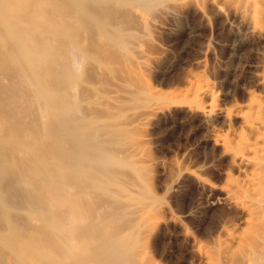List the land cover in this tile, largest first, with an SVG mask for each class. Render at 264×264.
I'll return each mask as SVG.
<instances>
[{"label": "rangeland", "instance_id": "rangeland-1", "mask_svg": "<svg viewBox=\"0 0 264 264\" xmlns=\"http://www.w3.org/2000/svg\"><path fill=\"white\" fill-rule=\"evenodd\" d=\"M27 3L20 18L32 53L17 65L36 61L45 95L18 67L9 71L0 146L35 158L40 171L46 166L62 199L46 216L50 241L39 247L14 235L15 206L0 205L3 257L21 264L13 253L24 240L25 252L44 264H242L249 245L255 264H264L263 225L233 198L246 194L252 173L236 158L242 141L255 137L248 105L264 103V31L253 23L254 0ZM17 10H4L0 31ZM12 41L4 37L0 50ZM71 45L83 57L80 75L70 67ZM81 138L108 153L105 170L88 171L84 156H74ZM232 233L242 244L229 243ZM65 238L73 243L63 246Z\"/></svg>", "mask_w": 264, "mask_h": 264}, {"label": "bare ground", "instance_id": "bare-ground-1", "mask_svg": "<svg viewBox=\"0 0 264 264\" xmlns=\"http://www.w3.org/2000/svg\"><path fill=\"white\" fill-rule=\"evenodd\" d=\"M27 5H28L27 0H0V22H6L5 21L6 20V14H5L4 10L14 11V10L18 9L16 11L17 16L14 19L15 21L8 27V29L0 31V41L6 36H12L13 37V41L11 43L5 44V47L0 50V113H2V105L4 104V101L2 100L3 87L6 84V81L4 79L7 78L9 71L14 67L19 68L20 73L23 74L25 76V78L36 87V90L39 94H42V96L45 95V92H44L45 87H46L44 85L45 82L43 80L41 81L40 76L36 70V61H32L28 65H21V66L17 65V62H19L20 57H22V56L29 57L32 53V51L29 48L26 47V49H25L26 43H25V41L23 39V35H22L23 30H22V22H21V18H20L21 13H22L21 9L27 7ZM104 10H105V8H104ZM110 12H111V10H110ZM252 12H253L252 14H254L252 17L253 21H254L253 23L256 25L257 28L264 31V0H260V1L254 0ZM108 14L106 16V18H108L107 20H109V18H111V16H110L111 13L109 15ZM92 27L93 26H91V29H92ZM90 35H92L91 38L93 39L96 34L94 35V32L91 31ZM88 42H91V41H88ZM96 43H98V42H96ZM91 45H93V44H91ZM79 50H80V48H77V46H74V45H71V48L68 50V57L70 59V67L72 68V71H74L76 73H78L79 70L82 71L80 69V66H82L81 58H83V57L80 56L81 53ZM78 74L80 75V73H78ZM72 84H73L72 87L70 86L71 90L75 88L74 83H72ZM74 90H76V89H74ZM70 93H72V92H70ZM72 95L75 96L74 93H72ZM248 109L250 110L251 115L249 118H246L245 122H246L247 126L249 127V129H251V131H253V133L255 134V137L253 140L245 139L242 141L240 148L237 152L238 155L236 154L237 155L236 158L239 160V163L248 165L249 168H251L252 173L250 176H247V181H246L247 186H246V191H245L246 194L245 193L241 194L242 196H240L238 194H237V196H235L236 194H233V196H234L233 198L235 201H237V203H239L242 206V208L245 209L246 213L249 216L250 222L252 221L254 223H261L263 225V228H264V103H261L259 101H254L248 105ZM61 125H62V123H61ZM65 125H67V124L65 123ZM65 125H64V129L67 128V130H65V131H68V126L65 128ZM71 129L73 132V128H71ZM86 129H88V128H86ZM69 130H70V127H69ZM76 130H77V128H76ZM92 130H94V129H92ZM61 132L64 133V130ZM83 132H84V130H83ZM91 132H90V134H91ZM95 132H96V130H95ZM87 133H89V132L87 131ZM89 139L87 138V140L86 139L84 140V138H83L81 141L79 140V142L77 141L75 143L76 144L75 148H78V149H76L78 151L77 152H76V150L74 151V156H75V153H76V155L81 153V155L84 156V159L86 160V162H85V165L83 167L88 168V171L91 169V171L96 170L95 172H97L98 169H96V168H102L105 170V168L108 167V164L110 161H109V157H107V156L105 157L104 154L107 155L108 153H104L103 151L97 150V147H98L97 145L99 143L96 145L95 142H93V141H91V139L90 140ZM92 140H94V139H92ZM100 141H101V139H100ZM91 142H92V144H91ZM62 147H63V145H62ZM67 148L65 147V149H67ZM91 150H93V154L90 153ZM63 151L66 152V150H64V149H63ZM63 151L61 152V154L63 153ZM67 155H68V153H67ZM64 156L65 155L63 154L62 157H64ZM65 157H67V156H65ZM5 162L7 164H5ZM82 162H83V160H82ZM43 166H42V170L40 171V168H39L35 158L31 160V159H28V157L27 158L20 157L17 155L16 150L14 148L0 146V205H2V206H6V205L15 206V210H16V213L18 215H15L12 218V224L14 225V229H13L14 235L18 236L21 241L25 237L27 240L33 239V241L35 243H37L38 247H39V243H41V242L44 243L45 241H50L47 230H46V227H47L46 225H48V223L52 220L50 218H48L49 219L48 220L47 217H49V216H47V215L50 213V211L55 209V208H53L54 207L53 205L56 204L57 203L56 201H59V199L61 198V196L56 197L58 195V193L53 194V192H54L53 188H55V186H54V184H51L53 182L51 180V179H53L52 175H50L49 172L46 171V169H45L46 166H45V168ZM40 173L42 175L41 176L42 177V184L40 187H38V185L36 184V180L40 176ZM52 186H53V188H52ZM254 195H257V197H254ZM62 196L64 197V193L62 194ZM54 200H56V201H54ZM63 200H64V198H63ZM58 206H59V204H58ZM18 210L20 211V213ZM22 210L24 211L23 212L24 214L26 213L25 215L23 213H21ZM54 213H55V211H54ZM41 216L43 218L46 216L47 217H46V219L43 220V219H41ZM40 219H41V221H40ZM82 219H84V218H82ZM49 224H51V223H49ZM71 237H72V235H71ZM262 237H263L262 242L264 244V233H263ZM72 239L73 238H71L70 240H72ZM260 239H261V237H260ZM63 240H61V241H63ZM70 240L69 241H67V239L64 240L65 242L64 241L62 242V243H64L63 246H65L66 242L67 243L71 242ZM228 240H229V243H231V244H242L241 242L243 240V237L236 234V233H232ZM33 241H30V242L33 243ZM61 241L59 240V243H61ZM45 243H47V242H45ZM71 243H73V241ZM71 243H69V244H71ZM75 243H78V241ZM24 244L25 243L23 240V246H22L23 248L22 247H15L16 250L18 251V253L17 252L13 253V255L15 254L16 257H18L20 259L21 264H44L45 263V261L43 262L41 259H35L36 256H35V258H33L32 255H29V253L25 252L26 250L24 249ZM69 244H66V245L69 246ZM81 244L82 243H79L80 246H81ZM34 245H36V244H34ZM40 245L42 246V244H40ZM57 246H59V245H57ZM70 247L73 248L72 245ZM70 247H69V249H71ZM108 247H110V246H108ZM81 248H80V250H81ZM246 248H245L246 250L243 252V254L241 256V263L242 264H255L256 261L252 255L251 247H249V245H248V247L246 246ZM42 249H43V246L41 248H37V250H39V251H41ZM73 249H76V247ZM116 249H118V248L116 247ZM48 250L49 249H47V252H48ZM87 250H88V248H87ZM43 252H44V254H46L44 249H43ZM60 252H62V251H60ZM72 252H74V250ZM75 253H77V252H75ZM83 253H84V251H83ZM114 253H116V252H114ZM3 254H5V253L0 251V259H2V261L5 258L4 260H6L7 264L8 263L14 264L15 260L13 263H11L9 259H6V257H5L6 255L3 257ZM106 254H108V253H106ZM15 255H14V257H15ZM63 255H64V253H63ZM46 256H48V255L46 254ZM75 258H77L76 255H75ZM8 260H9V262H8ZM116 260L118 261V259H116ZM109 262H110V260H109ZM118 262H116V263L118 264ZM0 263H2L1 260H0ZM225 264H228V260H227V263L225 262Z\"/></svg>", "mask_w": 264, "mask_h": 264}]
</instances>
